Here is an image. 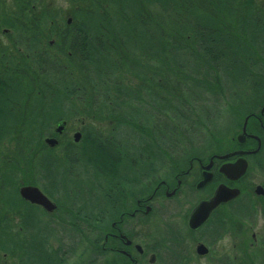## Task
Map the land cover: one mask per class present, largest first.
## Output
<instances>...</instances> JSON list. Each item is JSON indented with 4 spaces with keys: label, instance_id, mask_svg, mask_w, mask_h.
<instances>
[{
    "label": "trees",
    "instance_id": "1",
    "mask_svg": "<svg viewBox=\"0 0 264 264\" xmlns=\"http://www.w3.org/2000/svg\"><path fill=\"white\" fill-rule=\"evenodd\" d=\"M39 1L16 0L17 14L0 15L22 44L17 61L0 68V249L9 257L17 245L23 264L45 263L48 232L29 222L26 235L10 223L19 199L12 181L23 168L1 158L4 144L41 148L61 116H107L113 137L97 153L148 172L173 153H197V136L217 142L218 120L240 127L249 116L257 124L264 109V0H67L71 25ZM43 150L40 177L69 198L81 195L68 160L59 164ZM211 227L216 236L225 232L220 220Z\"/></svg>",
    "mask_w": 264,
    "mask_h": 264
},
{
    "label": "flooded vegetation",
    "instance_id": "2",
    "mask_svg": "<svg viewBox=\"0 0 264 264\" xmlns=\"http://www.w3.org/2000/svg\"><path fill=\"white\" fill-rule=\"evenodd\" d=\"M16 4H3L9 9L12 8V13H0V15L8 17L12 16L14 12L17 14ZM65 23L69 25L70 19ZM1 25L2 23L0 24V68L2 65L7 66L10 62L17 61L18 48L22 52V44H19L15 29ZM52 39L50 43H52ZM99 117L102 118L100 122L106 121L111 127V118L98 115L97 118ZM254 117L258 128L264 132V111H260ZM77 118L86 120L94 117L77 115L66 118L61 116L46 130L42 139L44 146L41 147V150L44 149L49 160L57 161L59 164L65 163L66 150L78 149V141L83 138H87L96 148L99 142L103 143L107 141L104 140L107 137H113L112 129L104 131L96 128L94 130H86V127L79 128L72 131L73 140L69 136L71 141L64 147V153H56L67 135V127L72 120ZM62 121L66 122L65 128L61 134H57L55 127ZM96 123L99 122L85 124ZM75 133L80 134L77 142L74 141ZM246 133L258 134L251 132L248 124ZM46 139H54L56 143L51 146L46 142ZM14 143L15 141L6 144V147L12 145L15 149ZM256 146L257 141L246 136L242 143H235L233 149L228 151V153L236 152V154L227 159L219 158L226 153H211L204 156L198 153L192 155L173 153L165 164L157 162L152 164L148 172L142 169L144 165H141L140 168L136 162L131 163V166L134 165L136 169L133 171V167L132 171H129V163L114 164L108 162V158L102 155V159L104 158L105 161L99 163L97 168H102V177L108 181H101V178L98 177L100 173L97 171L95 158L83 159L81 161L85 166L75 176L79 180L83 192L81 195H83L78 194L74 198L67 197L63 190L56 184L55 186L48 178L40 177L39 183L27 181L25 178L14 179L12 183L19 199L15 201L17 210L9 213V221L15 230L26 235H28L26 231L32 229L26 223L43 225L48 232L46 243L41 245L45 252L44 264H156L162 249V247L159 248V245H184V242L190 240L192 234L205 230V228L212 231L211 226L217 223L219 212L218 208L213 210L203 225L196 230H190L187 227V218L190 212L200 201L210 198L212 194L201 196L188 211L177 235L170 240L162 241L160 235L155 232L157 226L158 228L162 226L158 205L165 199L171 200L176 197L183 188L200 193L209 186H216L219 183L234 185L235 182H229L223 177L219 168L224 163L234 162L240 156L239 152L253 150ZM77 159L80 158L77 157ZM46 163L45 160L44 165ZM92 163L95 164L92 165ZM45 170L48 172V167ZM208 173L212 175L211 181L205 186L197 188V185ZM23 187H36L46 200L44 204L32 202L21 196L20 190ZM161 197L163 198L161 199ZM60 206L64 208L60 209ZM151 219H153V226L149 224ZM143 224L145 228L149 225L146 236L141 230ZM72 233L75 234V241L71 240ZM223 234L221 232L216 236L211 233L216 239ZM21 244L23 243L19 245ZM198 244L200 242L196 245ZM15 246L16 249L9 255L10 264H23V255L17 245ZM88 251L92 257L89 255L87 259H82L85 252ZM0 254L7 256L6 253H2L1 249ZM151 259L152 263H150Z\"/></svg>",
    "mask_w": 264,
    "mask_h": 264
},
{
    "label": "rangeland",
    "instance_id": "3",
    "mask_svg": "<svg viewBox=\"0 0 264 264\" xmlns=\"http://www.w3.org/2000/svg\"><path fill=\"white\" fill-rule=\"evenodd\" d=\"M7 3H16V0H0V13H12L11 7L9 9V7L3 5ZM38 7L44 8L43 12H46L49 16H56V22L61 20L65 23L69 19V25L73 22L74 9L67 0H41ZM14 19L16 20V16H14ZM21 21L23 20L20 19ZM88 121L85 118L72 120L67 127V135L62 141V150L60 148L56 153L62 154L64 147L71 141L70 139L72 138L73 140L72 131L76 129H84V127H86V130H94L96 128L107 131L112 129L106 121L86 125L89 124ZM236 125L237 121L220 119L217 122V126L221 128L222 135L217 142L213 140L212 145H210L208 138L200 135L194 140L196 146L191 145V147L195 146L196 152L202 156L210 153H219L217 151L225 152L226 150L227 152L233 149L235 143H237V135L240 133L241 126L239 127V124ZM248 128L251 132L261 134L264 144V132L260 131L257 124L251 122ZM128 143L130 144L131 142ZM6 144L1 147V158L7 159V161L9 159L13 160L23 168V173L16 175L15 179L25 178L27 181L39 183L41 173L39 164L42 157L40 146L37 145L33 149L28 150L26 147L19 146L16 141L14 143L15 149L12 145L6 147ZM142 146L144 150L150 149L146 145ZM77 148L72 151L66 150L67 171L71 175L76 176L80 169L85 166L84 162L81 161L83 159L95 158L97 162H102V156L97 153V149L87 138L78 141ZM77 157L80 159L76 160ZM247 163L245 176L231 186L240 190L238 200L232 201L227 206L220 207L217 214L218 219L224 225V234L216 239L211 235V231L205 228V230L192 234L190 240L186 241V243L184 242V245H159V248L162 247V249L156 264H264V199L262 198L263 196H257L253 192V186L257 184H261L264 187V148L259 157L254 159L252 157L247 158ZM216 186H209L204 191H200V193L183 188L173 199H165L161 202L157 209L162 217V226L159 228L157 226L155 229V232L160 235V240L167 241L177 235L178 229L182 226V222H184L193 204L201 196L212 194ZM62 207L60 206V209ZM149 224L153 226V219L150 220ZM148 227L149 225L145 228L144 224L141 226L145 236L147 235ZM71 238L72 241H75L74 233L71 234ZM198 242L203 243L208 248L206 255L196 254L195 247ZM89 255L92 257L89 251L85 252L82 259H87ZM10 260L11 258L8 256L0 254V264H10Z\"/></svg>",
    "mask_w": 264,
    "mask_h": 264
},
{
    "label": "water",
    "instance_id": "4",
    "mask_svg": "<svg viewBox=\"0 0 264 264\" xmlns=\"http://www.w3.org/2000/svg\"><path fill=\"white\" fill-rule=\"evenodd\" d=\"M262 111H264V109H262ZM247 121H248V116L244 118L241 128V133L237 135V141L238 143H242L245 140V137L249 136L257 141V146L253 150H249L246 152H239L241 156L238 157L234 162H227L221 165L219 171L229 182H236L245 175L247 171L248 163L246 159L243 157V155L255 154L259 151L261 147V139L259 138V136L246 133ZM65 124H66L65 121L58 123L55 127V132L57 134H61L65 128ZM79 136H80L79 133L74 134L75 142L78 141ZM46 142L49 143L51 146H53L56 143V140L46 139ZM234 154H236V152H231L221 155L219 156V158L226 159ZM211 178L212 175L208 173L197 185V188H201L205 186L208 182L211 181ZM253 192L258 196L260 195L262 196L264 195V188L262 185L258 184L254 187ZM20 194L25 199H28L32 202L44 204V201H46L44 196L39 192V190L36 187H23L20 190ZM239 194H240V190L237 187H230L224 183H219L214 189L210 198L200 201L192 209V211L190 212L187 218V227L190 230L198 229L201 225H203L206 222V220L208 219L209 215L213 210L218 208L221 204H225L237 198ZM195 251L197 255H205L207 254L208 249L205 245L200 243L196 245ZM152 262L153 261L151 259L150 263Z\"/></svg>",
    "mask_w": 264,
    "mask_h": 264
}]
</instances>
